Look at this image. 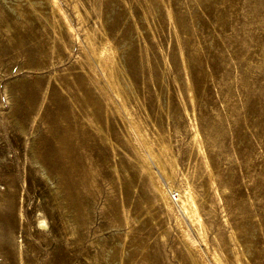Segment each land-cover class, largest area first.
Here are the masks:
<instances>
[{"label":"rangeland","instance_id":"obj_1","mask_svg":"<svg viewBox=\"0 0 264 264\" xmlns=\"http://www.w3.org/2000/svg\"><path fill=\"white\" fill-rule=\"evenodd\" d=\"M206 263L264 264V0H0V264Z\"/></svg>","mask_w":264,"mask_h":264},{"label":"bare ground","instance_id":"obj_2","mask_svg":"<svg viewBox=\"0 0 264 264\" xmlns=\"http://www.w3.org/2000/svg\"><path fill=\"white\" fill-rule=\"evenodd\" d=\"M51 2H52V1H51ZM52 3H53V2H52ZM52 5H53V4H52ZM54 6H55V8L57 7L56 5H54ZM52 7H53V6H52ZM55 8H54V9H55ZM51 9H52V8H51ZM56 9H58V8H56ZM56 9H55V11L57 12ZM58 10H59V9H58ZM60 11H61V10H60ZM57 13H58V12H57ZM59 13H60V12H59ZM61 13H63V12H61ZM61 13H60V14H61ZM59 16H60V15H59ZM62 16H64V15H62ZM63 19H64V18H63ZM65 19H66V18H65ZM63 21H64V20H63ZM65 22H66V21H65ZM65 22H64V23H65ZM66 24H68V23H66ZM66 24H65V25H66ZM68 28H69V27H68ZM66 29H67V27H66ZM70 30H71V29H70ZM70 30L68 29V31H67V30H66V31L69 32ZM71 37H72V36H71ZM74 37H75V36H74ZM109 42H110V41H109ZM106 44H107V43H106ZM108 44H109V43H108ZM106 46H107V45H106ZM91 48H92V47H91ZM109 48H110V47H109ZM101 49H102V48H101ZM103 49H104V47H103ZM103 49L101 50L103 54H104V53H107V54L109 53V54H110V51H109L110 49H108V52H107V50L104 51L105 49H104V50H103ZM99 51H100V50H99ZM99 51H98V52H99ZM102 53H101V54H102ZM85 54H86V53H85ZM97 54H98V53H97ZM98 55H99V54H98ZM98 55H97V56H98ZM104 56H106V55H104ZM107 56H108V55H107ZM109 56H110V55H109ZM111 56H112V55H111ZM95 57H96V56H95ZM102 57H103V56H102ZM102 57H101V58H102ZM97 58H98V57H97ZM99 58H100V56H99ZM108 59H109V58H108ZM102 60H103V59H102ZM111 60H112V59H111ZM113 60H114V59H113ZM105 61H106V60H105ZM106 62H107V61H106ZM106 62H105V63H106ZM103 63H104V62H103ZM104 65H105V64H104ZM98 67H100V66H98ZM100 70H101V68H100ZM101 71H102V70H101ZM103 77H104V76H103ZM105 79H106V78H105ZM106 80H107V79H106ZM116 80H117V79H116ZM108 84H109V83H108ZM110 88H111V87H110ZM115 90H116V89H115ZM116 93H117V92H116ZM115 95L118 97L117 94H115ZM132 130L134 131V129H132ZM132 130H131V131H132ZM131 133H132V132H131ZM137 133H138V132H137ZM135 136H136V134H135ZM138 136H139V134H138ZM136 138H137V137H136ZM140 141H141V140H140ZM140 141H139V142H140ZM143 143H144V141H143ZM139 145H140V144H139ZM142 146H143V145H142ZM145 147H146V146H145ZM160 148H161V147H160ZM163 150H164V149H163ZM147 151H148V150H147ZM157 151H158V150H157ZM159 152H160V151H159ZM165 152H166V151H165ZM148 155H149V154H148ZM158 155H159V154H158ZM160 156H161V155H160ZM149 157H150V156H149ZM150 159H151V158H150ZM155 160H156V159H155ZM163 162H164V161H163ZM175 162H176V161H175ZM39 163H40V162H39ZM157 163H158V162H157ZM157 167H159V166H157ZM154 168H155V166H154ZM155 169H156V168H155ZM163 170H164V169H163ZM160 171H161V170H160ZM168 171H169V170H168ZM157 173H158V171H157ZM163 173H164V172H163ZM169 174H170V172H169ZM170 176H171V174H170ZM166 178H167V177H166ZM168 178H169V177H168ZM173 178H174V177H173ZM156 179H157V178H155V180H156ZM171 180H172V178H171ZM157 181H158V180H157ZM172 181H173V180H172ZM186 181H187V180H186ZM156 183H157V182H156ZM158 183H159V182H158ZM167 184H169V183H167ZM160 185H161V184H160ZM169 185H170V187H171V184H169ZM163 186H164V185H163ZM184 186H185V185H184ZM187 187H188V186H187ZM189 187H190V186H189ZM171 188H172V187H171ZM191 188H192V187H191ZM188 189H189V188H187V190H188ZM176 190H177V189H176ZM167 191H169V190L167 189ZM170 191H171V190H170ZM172 191H173V190H172ZM185 192H186V191H185ZM188 192H189V191H188ZM167 193H168V192H167ZM169 193H170V192H169ZM190 193H191V192H190ZM192 193H193V191H192ZM193 194H194V193H193ZM194 195H195V194H194ZM162 196H163V198H164L165 201H166V200H167V194L165 193V194L162 195ZM186 196H187V195H186ZM190 198H191V197H190ZM178 200L181 202L182 206L184 207V205H183V203H184L183 199L178 198ZM178 200H177V201H178ZM169 202H170V203H169ZM186 202H187V201H186ZM171 203H173V202L171 201V199H170V197H169V199H168V203H167V201H166V204L171 206ZM193 203H194V202H193ZM184 204H185V203H184ZM173 205H174V204H173ZM193 206H194V205H193ZM184 208H185V207H184ZM195 209H196V208H195ZM197 209H198V208H197ZM184 211H185V210H184ZM193 212H194V211H193ZM187 213H188V212H187ZM179 215H180V214H179ZM192 215H193V214H192ZM188 216H189V215H188ZM188 216H187V217H188ZM190 216H191V215H190ZM179 217H180V216H179ZM194 218H195V217H194ZM197 218H198V216H197ZM198 219H199V218H198ZM176 220H177V219H176ZM198 221H199V220H198ZM193 222H194V221H193ZM40 225H42L43 227H46V221H45V220H41V221L39 222V226H40ZM181 227H182V226H181ZM41 228H42V227H41ZM182 229H183V227H182ZM185 234H186V232H185ZM184 237H186V236H184ZM187 239H188V241L190 240L188 236H187ZM192 242H193V241L190 240L191 245H192ZM193 245H194V244H193ZM195 247H196V246H195ZM196 249H197V248H196ZM197 251H198V250H197ZM202 259H203V258H202ZM203 261H204V259H203ZM206 264H207V263H206Z\"/></svg>","mask_w":264,"mask_h":264},{"label":"built area","instance_id":"obj_3","mask_svg":"<svg viewBox=\"0 0 264 264\" xmlns=\"http://www.w3.org/2000/svg\"><path fill=\"white\" fill-rule=\"evenodd\" d=\"M169 197L172 200V202H177L178 200V194L176 192H171Z\"/></svg>","mask_w":264,"mask_h":264}]
</instances>
